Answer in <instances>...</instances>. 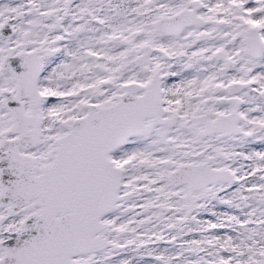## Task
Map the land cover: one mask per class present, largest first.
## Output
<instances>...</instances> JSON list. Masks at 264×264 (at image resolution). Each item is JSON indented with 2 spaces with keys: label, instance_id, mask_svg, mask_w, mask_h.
I'll use <instances>...</instances> for the list:
<instances>
[{
  "label": "snow or ice",
  "instance_id": "obj_1",
  "mask_svg": "<svg viewBox=\"0 0 264 264\" xmlns=\"http://www.w3.org/2000/svg\"><path fill=\"white\" fill-rule=\"evenodd\" d=\"M0 264H264V0H0Z\"/></svg>",
  "mask_w": 264,
  "mask_h": 264
}]
</instances>
